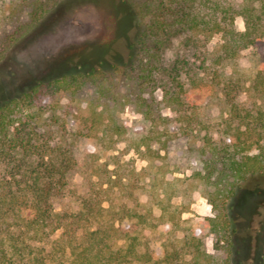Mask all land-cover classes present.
<instances>
[{
  "label": "trees",
  "instance_id": "trees-1",
  "mask_svg": "<svg viewBox=\"0 0 264 264\" xmlns=\"http://www.w3.org/2000/svg\"><path fill=\"white\" fill-rule=\"evenodd\" d=\"M64 1L27 2V19L0 39V65ZM120 2L139 23L124 61L37 80L0 103V264H218L204 248L208 236L214 251L225 253L222 264L239 258L235 204L264 178V0ZM215 36L219 42L210 48ZM245 49L258 57L248 83L235 69ZM86 88L98 110L74 117L90 124L81 135L67 129L65 113L48 99L73 98ZM212 93L221 109L208 125L198 102ZM243 94L248 103L240 101ZM125 107L145 125L134 147L142 159L159 158L169 142L202 134L191 176L210 190L212 216L182 228L172 208L168 217L141 213L139 187L118 162L81 188L70 187L69 175L82 165L74 140L94 138L112 149L124 136L118 115ZM63 197L77 207L57 211L54 201ZM145 230L151 236L143 238Z\"/></svg>",
  "mask_w": 264,
  "mask_h": 264
},
{
  "label": "rangeland",
  "instance_id": "rangeland-1",
  "mask_svg": "<svg viewBox=\"0 0 264 264\" xmlns=\"http://www.w3.org/2000/svg\"><path fill=\"white\" fill-rule=\"evenodd\" d=\"M29 1L32 0H0V39L27 19L31 9L27 4ZM235 26L237 30H243L240 19H236ZM138 29V20L120 0H65L42 20L34 32L15 45L1 63L0 103L17 96L40 79L121 63L126 59L130 41ZM218 42L219 38L213 37L210 48ZM257 62L253 49L239 52L235 69L246 83L252 79ZM48 101L58 103L60 112L65 113L67 129L82 132L81 135L90 124L84 126L74 117L98 110L87 88L73 98L62 94ZM240 101L248 103L249 97L243 94ZM198 103L199 118L213 125L221 109L217 94L203 95ZM164 115L170 116L171 112L165 110ZM118 123L124 129V136L112 149L104 150L94 138L74 140L76 155L82 165L69 175L70 187L81 188L89 177L105 169L108 172L114 170L113 163L118 162L119 170L139 187L136 192L141 213L151 212L155 217L163 213L168 217L167 209L172 208L176 216L174 220L180 219L182 228L213 215L208 203L210 190L191 176L194 151L201 145L202 134L193 133L187 139L173 140L159 158L142 159L134 150L145 126L140 115L131 107H125L118 115ZM54 205L57 211L74 210L77 202L63 197L56 199ZM234 211L239 238L236 244L239 258L235 264H259L264 245L263 177L241 192ZM151 234L145 230L142 237ZM181 235L180 231L176 233L178 238ZM204 248L215 263L224 262L226 255L214 251L212 236L204 239Z\"/></svg>",
  "mask_w": 264,
  "mask_h": 264
}]
</instances>
